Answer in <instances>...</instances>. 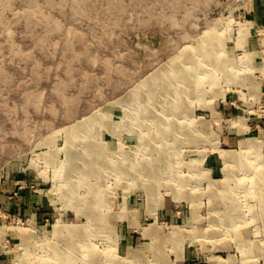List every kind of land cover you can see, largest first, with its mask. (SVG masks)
Wrapping results in <instances>:
<instances>
[{
  "label": "rangeland",
  "instance_id": "374dc122",
  "mask_svg": "<svg viewBox=\"0 0 264 264\" xmlns=\"http://www.w3.org/2000/svg\"><path fill=\"white\" fill-rule=\"evenodd\" d=\"M258 181L264 0H0V264H264Z\"/></svg>",
  "mask_w": 264,
  "mask_h": 264
},
{
  "label": "bare ground",
  "instance_id": "6f19581e",
  "mask_svg": "<svg viewBox=\"0 0 264 264\" xmlns=\"http://www.w3.org/2000/svg\"><path fill=\"white\" fill-rule=\"evenodd\" d=\"M183 53H182V55H183ZM182 55L180 53V54L176 55L175 57L182 56ZM175 57H173L172 60H174ZM174 71L175 70H170V76L173 74ZM160 73H161V70L158 71V72H155L152 75H150L149 77H147L134 90L133 94L135 93L134 95H138L141 91H143V89L146 88V85H148V86H150V88L152 90V91L148 92L149 93V97H148L149 100L153 99V101H157V100H159V97H161V99L163 101L168 100L167 99L168 93L172 92L173 88L172 87L169 88L167 86L168 84L166 85V82L168 80H170V82H171V80L174 81L175 78H178V76H176V74H175L174 76L169 77L168 76L169 74H166L165 72H164L163 75H160ZM186 79H187V76L185 77V80ZM179 81H180V79H179ZM181 82H183V81L181 80ZM171 84L174 86V82H171ZM194 84L196 85V83H194ZM191 86H194V85L192 84ZM196 89L197 88H193V90H196ZM190 90H192V88ZM178 92L179 91L177 90L174 93V95L172 94L174 96V98H175L176 93H178ZM169 97H170V95H169ZM136 111H138L139 116L141 115L140 112L144 113V111H140V110H136ZM169 125H170V122H169ZM79 128L80 127H78V126L77 127H73L71 129V133L79 132L80 131ZM165 138H166V134H165L164 139ZM121 149H123V148H121ZM87 151H89V150L87 149ZM159 152L161 154L165 153L166 152V146H163L162 148H160ZM221 153H222V156L225 158L227 164L229 165L233 161L232 159L234 158V156H231L230 153H228V152L225 153L224 151L221 152ZM123 156L125 157V158L122 157L123 160H126V159L129 160V158H127V156H125V154H123ZM241 160L242 159H240V161ZM154 161L155 160H153V162ZM150 162L152 163V160H150ZM117 169H118V173L119 174L125 172V169L123 167H118ZM135 171L139 172V178H144L145 180L152 181L154 179V177H155V173L152 170H150V169L146 170L145 168L142 167V165L140 167H137L135 169ZM263 184H264V181H263ZM263 184L260 181H258V182H256V187L259 186V189H261L263 187ZM260 197H263V195L261 194ZM263 201H264V197H263ZM96 207H97L96 205L92 206V207L88 206L87 213H89L90 215L94 216L96 211H98L96 209ZM94 208H95V210H94ZM101 217H102L101 215H96L94 218L100 219ZM95 220H97V219H95ZM95 220L93 221L91 226L96 227V223L99 224V222H97ZM21 231H22V235H23V237H24V239L26 241L22 243V246L24 247L23 256H22L21 259L18 260V264H25L26 260H27V256L26 255H27V253H29V250L25 249L27 246L30 245V243L28 241V235L29 234H28V229H26V228H23ZM53 234H54V236L56 238H59L58 240L60 242L64 241L63 244L65 245V247H60L59 244L55 243V245L51 246L50 248L45 247V252H49V253L52 252L53 256L57 260H60L61 264H91V262H89L88 259H90L92 257H96V255H95L96 249L93 248L92 244L84 241L85 238L89 235L88 232H86V231L80 232L76 228L75 229H71V228L69 229L68 227H65L64 225H58V226H54ZM79 245H80V250H82V247L86 248L85 250H86L87 253L85 252V256L87 258V262L81 261V258H80V261H81L80 262L79 259L75 255H73L72 253L71 254L67 253V251H69V252L76 251L77 248L79 247ZM89 250H90V252L88 253ZM83 251H84V249H83ZM32 264H40V263L32 262Z\"/></svg>",
  "mask_w": 264,
  "mask_h": 264
}]
</instances>
